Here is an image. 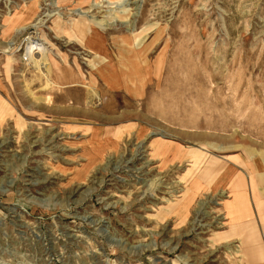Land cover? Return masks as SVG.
Wrapping results in <instances>:
<instances>
[{
    "label": "rangeland",
    "instance_id": "rangeland-1",
    "mask_svg": "<svg viewBox=\"0 0 264 264\" xmlns=\"http://www.w3.org/2000/svg\"><path fill=\"white\" fill-rule=\"evenodd\" d=\"M123 1L0 0V264H264V0Z\"/></svg>",
    "mask_w": 264,
    "mask_h": 264
},
{
    "label": "bare ground",
    "instance_id": "bare-ground-1",
    "mask_svg": "<svg viewBox=\"0 0 264 264\" xmlns=\"http://www.w3.org/2000/svg\"><path fill=\"white\" fill-rule=\"evenodd\" d=\"M125 1V0H124ZM124 1H123V3H124ZM129 0H127L126 2L127 3H125V5H129V2H128ZM86 27V26H85ZM86 29V28H85ZM85 31V30H84ZM83 33V32H82ZM88 33V32H87ZM31 34V33H30ZM34 35H35V33H33ZM32 35V34H31ZM37 38V37H36ZM95 38H97V37H95ZM29 40H30V42H29ZM26 41V40H25ZM34 41V40H33ZM33 41H31V37H29L28 39H27V42H28V44H27V46L26 47H28V52L26 53V57H27V61H29L28 62V65H30V66H34L35 67V65H41V63H39V61L43 58V56H45V53L43 54V56H41L42 58H40V57H37L36 55L37 54H39V53H35L36 51L38 52L39 50L40 51H42L44 48L42 47V45H38V43H40V41H38L37 40V42L38 43H33ZM103 41H104V39L101 37V48L103 47L104 48V43H103ZM34 46V47H33ZM103 48L101 49V51H103ZM35 50V51H34ZM33 51H34V53H33ZM104 53H106L109 57H111V55H110V53L107 51V50H104ZM40 55H41V53H40ZM40 58V59H39ZM47 58V57H46ZM44 59H45V57H44ZM43 59V60H44ZM47 60V59H46ZM45 61V60H44ZM48 61V60H47ZM47 63H49V62H47ZM46 64V63H45ZM44 64V65H45ZM53 66H55V67H60L59 66V64H57V62H53ZM43 67H45L46 69H47V80L49 81L50 80V82H51V79L49 78L50 77V75H51V73L49 72L51 69L48 67V65H45V66H42V68ZM69 67L70 66H68V67H62L61 66V75L59 76L58 75V73L57 74H55V76H56V81L57 80H62L61 82H55V84L57 83L58 85H67V84H70L71 85V82L72 83H76V82H74V80H76L77 78H76V76L72 73V71L69 69ZM109 68L112 70L111 72H113V70H114V67H112V65L110 64L109 65ZM39 69H41V68H39ZM39 69H37V70H39ZM36 71V70H35ZM53 72H54V70H53ZM57 72V71H56ZM41 73V72H40ZM42 74H44V73H42ZM112 75H113V73H112ZM45 76V77H46ZM114 76V75H113ZM106 81L108 82L109 80H107L106 79ZM88 82V81H87ZM109 83V82H108ZM82 85V84H81ZM84 85V84H83ZM88 88H90V87H88ZM91 90H90V93H92L91 91H92V88H90ZM203 211V210H202ZM201 213V212H200ZM204 214V213H203Z\"/></svg>",
    "mask_w": 264,
    "mask_h": 264
},
{
    "label": "crops",
    "instance_id": "crops-1",
    "mask_svg": "<svg viewBox=\"0 0 264 264\" xmlns=\"http://www.w3.org/2000/svg\"><path fill=\"white\" fill-rule=\"evenodd\" d=\"M231 190L233 196L229 197L228 208L231 209V213L237 216H246L247 218L254 215L256 212L254 208L251 207V202H249V197L245 193L244 184L237 183L231 185ZM253 191V187H252ZM255 193V192H254ZM250 203V204H249ZM259 216V214L257 213ZM261 216V215H260ZM262 248L260 249V253L262 254ZM251 253V251H249ZM263 260H264V251H263Z\"/></svg>",
    "mask_w": 264,
    "mask_h": 264
}]
</instances>
